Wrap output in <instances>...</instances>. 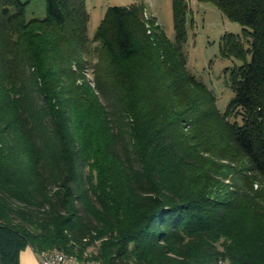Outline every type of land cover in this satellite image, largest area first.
<instances>
[{"label": "trees", "instance_id": "16d2710c", "mask_svg": "<svg viewBox=\"0 0 264 264\" xmlns=\"http://www.w3.org/2000/svg\"><path fill=\"white\" fill-rule=\"evenodd\" d=\"M31 1L0 0V264L28 246L100 264H264V0H205L249 37H222L242 62L223 112L186 69L184 0L172 40L135 4L108 7L90 38L86 0H45L27 19Z\"/></svg>", "mask_w": 264, "mask_h": 264}, {"label": "rangeland", "instance_id": "374dc122", "mask_svg": "<svg viewBox=\"0 0 264 264\" xmlns=\"http://www.w3.org/2000/svg\"><path fill=\"white\" fill-rule=\"evenodd\" d=\"M184 3L182 52L185 57L186 69L214 93L216 106L223 112L233 98L230 74L242 62L222 54V37L227 33L239 35L245 47L249 44V37L241 36L242 27L237 22L229 20L211 1L184 0ZM132 4L142 6V17L147 33L152 31L150 21H154L161 26L169 39H173L175 35L173 0H86V9L89 14L88 36L91 38L94 35L95 29L108 7H128ZM45 16V0H32L28 4L27 19L31 17L44 18ZM96 46L97 43H92L91 51L84 55L91 65L97 59L96 52L92 50ZM84 75L87 80L92 81L94 78L92 67ZM229 120L233 121L235 118L230 117ZM237 120L239 119L237 118ZM256 187L257 184L254 185V188ZM91 250L92 248L87 252Z\"/></svg>", "mask_w": 264, "mask_h": 264}, {"label": "built area", "instance_id": "2783aa9c", "mask_svg": "<svg viewBox=\"0 0 264 264\" xmlns=\"http://www.w3.org/2000/svg\"><path fill=\"white\" fill-rule=\"evenodd\" d=\"M38 255L40 264H78L70 262L66 259V254L60 253H51L50 251H42L36 253Z\"/></svg>", "mask_w": 264, "mask_h": 264}, {"label": "crops", "instance_id": "0c3cea01", "mask_svg": "<svg viewBox=\"0 0 264 264\" xmlns=\"http://www.w3.org/2000/svg\"><path fill=\"white\" fill-rule=\"evenodd\" d=\"M19 264H40V261L36 252L28 246L20 252Z\"/></svg>", "mask_w": 264, "mask_h": 264}, {"label": "bare ground", "instance_id": "6f19581e", "mask_svg": "<svg viewBox=\"0 0 264 264\" xmlns=\"http://www.w3.org/2000/svg\"><path fill=\"white\" fill-rule=\"evenodd\" d=\"M46 251H50L51 253H64L66 254V259H68L70 262L73 263H78V264H100L96 261H80L78 260L76 257L68 255L65 251H61V250H46Z\"/></svg>", "mask_w": 264, "mask_h": 264}]
</instances>
